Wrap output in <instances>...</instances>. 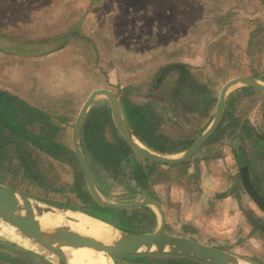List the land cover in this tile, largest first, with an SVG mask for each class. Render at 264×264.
<instances>
[{
  "label": "rangeland",
  "instance_id": "rangeland-1",
  "mask_svg": "<svg viewBox=\"0 0 264 264\" xmlns=\"http://www.w3.org/2000/svg\"><path fill=\"white\" fill-rule=\"evenodd\" d=\"M63 2L65 1L44 0V2H42V7H45L44 9H51L54 6L61 5ZM155 3L157 6L158 4H162L163 1H156ZM38 8H40V6L36 9ZM207 8L212 9L214 12L213 16H216V13H220L218 14L219 17L217 16L219 24L226 19L229 20V24L232 20L237 19L239 21L238 25H234L233 27L228 26L224 29L220 28L217 33L216 29H214L210 34L206 33L208 35L203 34L202 39L198 33H193L191 37L194 43L191 49L188 48L186 51L176 50L174 51L176 55L174 57H185L188 53H200V57H198L197 61H202L203 64L196 65L195 68L192 67L194 68V73L197 74L199 80L203 79L205 82H208V80H211L210 78H212L214 85L220 90L231 78L253 77L250 58L246 54L247 44L249 33L254 27V21L256 19L264 20V7L253 0H219V2L215 0L214 5H210V7L206 4L205 10ZM21 10L23 15L18 16V18H4L2 17V9L0 10V29L13 34L15 38L24 35L22 34L24 32V27L31 25L35 21L37 23L39 22V18L27 17V15L34 10V4H31L28 9H23V7H21ZM96 13L97 12L91 16L92 21L97 19H93V16ZM119 15L120 11L114 13V18H111L110 20L108 18L107 24L109 22L113 23L115 17ZM58 22L64 27H69L70 17L66 15L59 17L44 16L42 23L38 24V26H44L47 30H54L57 28ZM64 32H67V30L60 32L54 44L60 42L58 38L63 36ZM52 34H55V32H51L48 36L44 35V38L52 36ZM210 35L212 42H206ZM68 43H70L69 40H65V44ZM171 43H173L172 40L167 41V44ZM10 45L12 47L6 48V51L0 50V64L2 62L7 63L8 67L13 66L10 65L13 63L10 58V53L15 50L12 42H10ZM28 50L29 49H27V51ZM108 51H111V49ZM151 53V51H140V56L146 58ZM170 53L171 51L169 52V55ZM210 53L211 56H209ZM117 59L121 63L120 66L124 68L122 71L127 72L128 68L132 69L133 66L131 63H128L126 59L121 57ZM209 59H211L212 62ZM69 60L70 58L65 61V65L68 68L66 71L67 73L70 72ZM254 62V66L257 69H261L264 66V55H262V53L260 57L256 55V57H254ZM43 65L45 71H40L36 75H31V78H36L37 82H30L25 88H23L20 100L22 102L31 101L33 104L28 103L31 106H46L47 108H50L47 112H51L56 117H59L63 113L59 109L67 108V111L70 110V102L65 101L66 96L68 95L62 97V95L59 96L57 94L59 90H62L58 89L55 85V83L58 82V75L47 70L48 67L52 66L51 64L43 63ZM136 66L139 67V65ZM9 68L10 70L14 69V67ZM104 68H106V72L103 70V67H100L98 75V65L91 66L90 84L91 87L94 88L90 89L87 95L81 100L78 109H80L89 93L97 88L109 89L118 95L120 85L119 79L117 78H121V73L118 70H115L116 66L114 68L112 64H107ZM231 72H233V75H230ZM224 75L230 76L229 78L224 79L222 77ZM172 76L173 74L168 76L164 88H170L174 85V77ZM99 79L100 81L105 79V82L101 84L103 87H96L99 82L94 85ZM108 79L111 80L112 83H109ZM150 79L151 77L147 78V80ZM152 81L153 79L150 82ZM5 88L6 87L2 86L0 87V90L2 91ZM238 88L240 87H233L228 92L227 99L229 95H236V97H238L239 94L234 93ZM33 89L38 90L40 96L32 97L28 95V92ZM47 90L48 93H46ZM103 102H107L106 99L104 97H98L93 106ZM54 104L55 107L52 108ZM156 111L158 112V110ZM158 113L160 116L162 115V112ZM235 114L240 118V121L243 124L246 125L247 122L250 123L253 126V134L257 136L260 134L262 141H264V96H258L254 101H249L247 99L242 101L239 100V106ZM161 118L164 129L170 133L184 131L181 129V125L187 126L193 130L198 123V120L194 119H187L188 121L183 122L179 117L171 116V114L169 116L163 115ZM239 134L241 135V133ZM65 141H67L66 145H63L60 148L66 152L72 151L73 153L70 134L66 135ZM248 141L252 143L250 145V143L245 142L247 147H251V149L248 148L249 151L253 150L254 155L256 154V156H264V142L255 141V144L258 146L256 147L253 144V140ZM230 144V137H224L219 134L215 142H211L209 146L206 145L207 148L211 149L217 147L216 150L207 154V150L203 151L202 149L201 153L193 157L188 172H193L198 169L197 165H199L203 172V178L200 182L201 187L198 183L199 181H197L198 184L194 181H191L188 184L182 181L179 183L155 185L154 190L157 192L159 199H161L159 201L162 203L167 213V227L170 229V232H167V234H170L173 231L171 235H182V237L196 240L208 246L216 248L227 246L230 249L228 251L240 256L244 260L249 262L255 260V264H264L263 234L255 233L251 238H246L243 245L230 247L234 239H236L239 229L241 227L245 229L247 228V221L264 222V213L260 211L261 209L257 207L249 195L243 194L244 197H239V199L235 198L233 195H228V189L234 187V182L236 180L235 175L238 174L236 173L234 175L235 169L233 168L232 157L221 156V154H226L223 153V151H230ZM84 155L87 158L85 153ZM18 156H20L21 160H19ZM219 156H221V158ZM48 157V155L39 152L31 145L27 150V147L22 144L19 147L17 154L14 155L13 152H9V154L7 153L6 159H0V183L54 208L87 213L98 218L121 222V219L117 217V215L122 213L113 212L99 207L92 199L86 183H84V186L82 185L80 187L83 190L84 198H81L80 196L78 197L74 192L73 188H77V185L73 184L74 179L78 174L77 166L70 169V163L63 161V157L60 156L58 161L49 159ZM249 158L251 161L255 159L252 156V153L251 156L249 155ZM87 160L89 162L88 158ZM126 164L129 168L136 170L140 168L139 164L141 165V159L135 154L132 158L127 160ZM251 165V167H254L255 163ZM255 166L256 171L253 174L254 179L259 182V187L264 191V180L262 178V175L264 174V157L261 158ZM79 168L81 170L80 164ZM194 173L196 172L194 171ZM236 177L241 178L240 175ZM95 180L98 194L102 198L112 199L120 203L117 205H131L140 200L122 196L112 190L104 181L98 180L96 177ZM237 188L242 192V187L236 186V189ZM151 212L156 216L155 224L152 226L147 225L144 222V225L140 226V228H133L129 227V225H127L128 222L126 221H122L120 226H122L123 229L127 228L125 231L128 232H152L157 228L160 217L154 211ZM64 216L69 220H73V217H70V215ZM185 227H188L190 232L186 233L184 231ZM247 231L248 230H246V232ZM115 261L117 264H204L187 261L184 258L174 255L164 254L124 256L115 258ZM184 261L187 263H183ZM0 264H58V262L54 257L44 253L36 246H24L23 241L20 242L19 239L8 235L0 229Z\"/></svg>",
  "mask_w": 264,
  "mask_h": 264
},
{
  "label": "crops",
  "instance_id": "crops-1",
  "mask_svg": "<svg viewBox=\"0 0 264 264\" xmlns=\"http://www.w3.org/2000/svg\"><path fill=\"white\" fill-rule=\"evenodd\" d=\"M64 1L65 2L59 6H54L51 9H44L45 7H42V2H44V0H0V10L2 9V17L4 18H18V16H22L21 7H23V9H28L31 4H34V10L30 12L27 17L39 18L38 23L35 21L31 25L24 27V32L22 33L24 35L20 37L18 36L15 38L14 35L10 34L8 31L0 29V50L6 51V48L12 47L10 42H12L13 48L15 49L10 53V58L13 61L10 65L13 66H9L14 67L15 70H10L7 63L2 62L0 64V87H6L2 92L16 97L20 104H33L31 101L22 102L20 100L21 91L28 83L37 82L36 78H31V75H36L40 71H45L43 63L51 64L52 66L48 67L47 70L58 75V82L55 83V85L58 89H62L59 90L57 94L59 96L62 95V97L68 95L65 101L71 102L69 111H67V108L59 109L63 112L61 117L66 120L65 123L62 124V128L65 135L70 134L71 142L72 129L82 107L78 109V106L90 89L94 88L91 87L90 84L91 66L98 65L97 72L99 75L100 67H103V70L106 72V68L104 67H106L107 64H112L114 68L116 66L115 70L121 73V78H117L119 79L120 85L117 95L118 99L120 97L119 92L123 88L128 86H141L142 90H140V92L143 95L142 97L147 101L146 108L159 116L161 130L164 133L188 138L190 134H195L200 130L201 135L209 127L214 114L211 119L207 117V114H212L213 109H210L206 115H204V113L207 111V106L210 105L211 100L208 98L203 99L206 105H202V103L192 105V103L193 100L197 99V93H199L195 87L202 89L203 85L206 87L209 85V81L213 82V80L212 78H210L211 80H208V82H205L203 79L199 80L197 74L193 71L196 65L203 64L202 61H197L198 57H200V53H188L185 57L177 56V59L174 57L176 56L174 51H186L188 48L191 49L194 43L191 37L193 33H198L202 39L203 34H210L214 29H216L217 33L220 28L224 29L228 26L233 27L234 25H238L239 21L237 19L232 20L230 24L227 19L219 24L218 14L220 13H216V16H213L214 12L212 9L207 8L205 10L206 4L210 7V5H214L215 0ZM156 1H163V3L156 6ZM216 1L219 2V0ZM38 6H40V8L36 9ZM119 11L120 15L115 17L113 23L109 22L107 24L108 18L109 20L114 18L113 14ZM95 12L97 13L93 16V19H97L92 21L91 16ZM63 15L70 17V25L69 27L67 26L68 29L60 22H58V26L54 30H47L44 26H38V24L42 23L44 16L59 17ZM66 30L67 32H64L63 36L58 38L61 43L57 42L54 44L60 32ZM51 32H55V34L44 38V35L48 36ZM65 40H69L70 43L65 44ZM168 40H172L173 43L167 44ZM206 42H212L211 35ZM27 49L29 50L27 51ZM109 49H111V51H108ZM140 51H151L152 53L148 57L143 58L140 56ZM170 51L171 53L169 55ZM209 56H211V53ZM116 57L126 59L128 63H131L133 66L132 69L128 68L127 72L122 71L124 68L120 66L121 63ZM69 58L70 72L67 73L66 71L68 68L65 65V61ZM209 60L212 62L211 59ZM136 65H139V67ZM168 66L183 67L187 76H189L188 83L186 77H181L176 68L166 69ZM163 69L165 70L163 71ZM171 74H173L172 77H174V85L170 88H164L166 80ZM230 75H233V72H231ZM230 75H224L222 77L225 79L229 78ZM149 77H151V79L147 80ZM152 79L153 81L150 82ZM108 81L112 83L111 80L108 79ZM97 82L99 83L96 87H103L101 84L105 82V79L103 81L99 79L94 85H96ZM214 89L217 92L218 99L220 90H218L215 85ZM46 93H48V90ZM28 95L38 97L40 96V92L33 89L28 92ZM227 101L228 99L226 100V105ZM93 105L91 108H93ZM32 107L40 111L50 110V108L46 106ZM54 107L55 104L52 108ZM156 110L162 112V115L160 116ZM170 114L171 116L179 117L183 122L188 121L187 119L201 120L198 122L200 127L196 125L193 130H191V128L181 125V129L184 131L179 133L167 132L164 129L161 117L163 115L169 116ZM234 116L238 118L236 114ZM248 124L247 122V125H245L247 128ZM216 140L217 138H215V141ZM245 142L250 143L248 140H245ZM209 144L205 143L193 157L201 153L202 149L203 151L207 150V154L217 149V147L212 149L207 148L206 145L209 146ZM251 144L252 143H250V145ZM245 146L247 149H251V147H247L246 144ZM223 153L226 154H221V156L232 157L235 175L238 173L241 165L239 166L235 160L233 145L230 144V151L225 150ZM221 156L219 157L221 158ZM245 174L251 175L252 181L257 188H259L258 181L254 179V173L247 171L240 175L241 178L236 177L239 174L235 175L236 180L234 182V187L228 189V195H233L238 199L239 197H244L243 194L248 195L242 186V179ZM236 186L242 187V192L237 188V193ZM233 188H235V192L231 191ZM185 232L188 233L190 231L188 230Z\"/></svg>",
  "mask_w": 264,
  "mask_h": 264
},
{
  "label": "trees",
  "instance_id": "trees-1",
  "mask_svg": "<svg viewBox=\"0 0 264 264\" xmlns=\"http://www.w3.org/2000/svg\"><path fill=\"white\" fill-rule=\"evenodd\" d=\"M253 1L264 7V0ZM253 24L254 27L250 32L246 54L250 58L253 78L264 83V66L261 69H257L254 66V57L256 55L260 57L261 53L264 55V20L256 19ZM168 68H176L181 77H185L187 74H182L183 67H166V69ZM208 84L206 87L203 85L202 89L195 87L199 93H197V99L193 100L192 105L197 103L206 105L203 99H210L211 103L207 106L208 108L204 115L210 109H213L212 114H207V117L211 118L218 99L217 92L214 89V82L209 81ZM140 90H142L141 86H128L119 92L121 111L132 135L151 150L162 154H176L190 147L200 135L201 130L195 134H190L188 138L164 133L161 130L159 116L146 108L147 101L142 97L143 95ZM236 93L239 94L238 97L236 95L228 97L223 120L213 136L207 140L206 144L215 141V138L219 134L224 137H230L231 144L233 145V155L237 164L241 165L238 171V174L241 175L247 171L254 173L256 171L255 165L264 156H256L253 150L249 151L246 148L244 144L245 140L252 141V138H254L253 144L258 147L255 141H262V139L254 136L251 133L252 131L234 115L239 106V100L247 99L254 101L256 97L264 96V94L247 87L239 88L236 90ZM65 121L63 117H56L51 112L40 111L25 103L20 104L16 97L0 91V159H6L9 152H13L14 155L17 154L22 144L27 147V150L30 145L33 146L39 152L48 155V158L52 160L58 161L61 156L63 157V161L70 163V169L78 167V174L73 183L77 185V188H73V190L78 197L84 198L83 190L80 187L84 186L85 182L79 168V163L72 151L66 152L60 148L66 145V135L62 128V124ZM199 121L201 120L197 122ZM197 125L200 127L198 123ZM81 145L91 163L94 177L104 181L112 190L122 196L131 198L150 197L161 200L154 190L155 185L179 183L182 181L188 184L191 181L196 183L199 181L198 183L201 186L200 182L203 176L200 168H194L196 169L194 170L196 173L194 171L188 172L193 158L185 163L174 166L160 165L141 158L139 169L129 168L126 162L136 153L126 144L116 129L107 102L97 104L91 108L82 130ZM251 153L255 158L253 161L249 158ZM18 158L21 160L20 156ZM253 163L255 165L251 168V164ZM262 178L264 180V174ZM231 191L235 192V188ZM260 211L264 213L263 210ZM117 217L121 219V222L106 220L122 230L127 229H123L120 226L122 221L128 222L127 225L133 228H140V226L144 225V222L152 226L156 221L155 214L148 210L122 213L118 214ZM246 225V229L243 227L239 229L236 239H234L230 247L243 245L244 240L251 238L255 233L264 235V222L247 221ZM184 230L188 231L190 229L185 227ZM246 230L248 231L246 232ZM166 232H170L168 227H166ZM218 248L230 250L227 246ZM252 262L256 263L255 260H252Z\"/></svg>",
  "mask_w": 264,
  "mask_h": 264
},
{
  "label": "water",
  "instance_id": "water-1",
  "mask_svg": "<svg viewBox=\"0 0 264 264\" xmlns=\"http://www.w3.org/2000/svg\"><path fill=\"white\" fill-rule=\"evenodd\" d=\"M236 86L252 88L264 94V83L255 78L237 77L228 80L219 91L214 116L209 127L188 149L175 155L157 153L144 146L132 135L123 118L119 99L111 90L105 88L95 89L84 101L72 129L71 145L92 199L99 207L118 213L154 211L160 217L158 226L154 231L146 233L128 232L106 219L81 212L83 215L107 224L116 231V237L103 240L80 228L73 227L70 222L53 219V216H51L54 213L62 216L70 215L75 213L74 211L48 206L2 183H0V229L20 241L34 243L44 253L52 257L55 256L56 260L58 257L57 249L67 247L88 254L92 253L102 264H117L115 261L117 257L140 256L143 254L174 255L187 261L204 264H255L229 251L208 246L190 238L167 234V213L159 200L142 197L136 198L140 200L131 205L115 206L105 203L98 194L91 165L85 157L81 145L82 130L89 111L96 98L104 97L108 102L116 129L126 144L137 155L145 160L165 166L185 163L213 136L220 126L226 109L227 94ZM242 184L254 203L264 211V197L252 181L251 175L245 174ZM57 262L63 264L59 260ZM183 263L187 262L184 261Z\"/></svg>",
  "mask_w": 264,
  "mask_h": 264
},
{
  "label": "bare ground",
  "instance_id": "bare-ground-1",
  "mask_svg": "<svg viewBox=\"0 0 264 264\" xmlns=\"http://www.w3.org/2000/svg\"><path fill=\"white\" fill-rule=\"evenodd\" d=\"M103 200L105 203L112 204L115 206L117 204H120L115 200L108 198H103ZM22 214H24V212H22ZM51 216H53L52 217L53 219L56 218L64 222H70V224L73 225V227L80 228L85 232L92 234L103 240L116 237L117 234L116 231L110 228L107 224L103 222H99L94 218L83 215L80 212H75L73 214H70V217H73V220L71 219L69 220L65 216H62L58 213L56 214L54 213ZM24 246L34 247L36 245L32 242L24 241ZM57 255H58L57 260H59L63 264H102V262L92 253L88 254V253L80 252L73 248H67V247L59 248L57 249Z\"/></svg>",
  "mask_w": 264,
  "mask_h": 264
},
{
  "label": "flooded vegetation",
  "instance_id": "flooded-vegetation-1",
  "mask_svg": "<svg viewBox=\"0 0 264 264\" xmlns=\"http://www.w3.org/2000/svg\"><path fill=\"white\" fill-rule=\"evenodd\" d=\"M182 74H186V71L183 69L182 70ZM186 81H187V83H188V79H189V76H187V74H186ZM186 83V82H185ZM246 125H247V123H246ZM248 128L250 129V131H253V126L249 123L248 124ZM252 134H253V132H251ZM254 136H257V135H255V134H253ZM258 137H260V134L258 135ZM257 137V138H258ZM261 138V137H260ZM242 181H243V179H242ZM259 191H260V193L263 195V197H264V191L259 187Z\"/></svg>",
  "mask_w": 264,
  "mask_h": 264
}]
</instances>
